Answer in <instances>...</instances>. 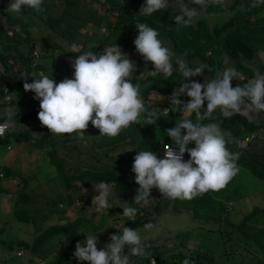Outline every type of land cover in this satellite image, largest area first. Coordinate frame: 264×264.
<instances>
[{
    "label": "trees",
    "instance_id": "obj_1",
    "mask_svg": "<svg viewBox=\"0 0 264 264\" xmlns=\"http://www.w3.org/2000/svg\"><path fill=\"white\" fill-rule=\"evenodd\" d=\"M49 1H60L64 5L65 10L61 16L56 17L52 14L47 4ZM93 1L99 3V0ZM106 1V5H111L106 11L119 10V18L114 27L108 23L109 16L105 14L100 16L93 8L86 7L84 11L87 18L82 17L77 12V7L82 4L80 3L82 0H43L42 8L45 11L40 13L24 7L20 13L8 12L6 9L10 2L0 0V51L2 50L0 52V123L9 118L8 113H3L4 108L12 109V119L15 121V129L7 131L3 137H0V148L9 149L17 144L39 150L44 159L50 162L55 174L52 177L51 173L46 174L49 178V184L56 181L63 187V191L57 193L58 202L55 204L52 203L51 196L47 198L44 195L48 200L50 209L55 211L57 216H65L69 213V208L70 211L71 208L76 210V218L73 222L59 223L47 229L40 227L38 235L30 243L17 242V250L26 247L27 255H30L28 257L29 264H41L40 261L45 264H87V262L77 260L73 255L76 243L83 244L86 240L85 236L97 234L99 241L97 248L102 250L110 243V237L113 234L122 235L120 231H122L123 226L139 229L148 223L156 225L159 223L161 215L171 205L175 210V205L172 204L173 200L164 198L155 188L151 190L148 201L139 204L133 203L139 187L135 183V174L132 172L135 155L138 151L152 150L157 153L159 158H162L164 146L173 143L166 131L174 127L175 124L167 118L170 113L162 114L166 107L157 108L160 101H154L149 106L145 100L148 112H153L155 118L158 119L155 124L147 125L144 123L147 118L146 112L141 117L140 124L131 125L114 138L99 136V130L94 128L91 122L85 130L83 139L78 138L75 133L52 134L49 130L43 131L37 127L40 107L34 110L29 109L27 101V110H18L20 108L13 95L17 96L22 92L20 87L24 80L30 79L28 75L36 77L39 71L48 75L47 68L52 67L48 64L49 62L37 66L33 64L35 60L33 52L38 49V42L32 37V26L35 27L34 29H38L39 31L36 32L42 36L47 32L52 38L58 36L56 38L57 43L54 40L51 41L52 39H49L51 37L43 36L41 38L45 50L44 53L39 50L42 59L51 51L50 58L54 60V52L58 49L57 47H60V41L67 45L63 51L67 53L68 58L70 57L69 61L64 63L66 74L70 75V77L67 76L69 79L74 76V69L70 62L76 59L79 54H83L89 43L97 41L102 44L98 48L99 50H103L108 45L110 47L117 44L137 65L131 80L134 84L138 83L141 86V94L144 99H151L152 94L156 98L165 94L168 97L169 89L164 84H177L181 87L182 83L186 82L204 83V80L207 82L215 78L217 72H223L229 67L235 68L240 75L246 77L244 80L232 81L233 87L237 84L243 85L248 79L254 78L255 72L264 73V61L259 56L260 52H264V3L259 2V0H244L242 11L236 8V4H233L228 9L230 10L228 12L229 18L221 23L216 22L212 12L211 14L210 11L201 13L192 25L184 27L183 32L184 35L193 39L191 42L193 45L201 46V49L194 51L184 46L174 30L156 25L154 20L137 15L141 7L146 4V0ZM192 5L198 7L197 4L192 3ZM73 9L76 10L73 11ZM233 10L234 12H232ZM180 14L177 12V15ZM177 15L167 8L153 13L151 16L162 17L171 24H175L174 17ZM65 16L73 17L81 23L93 24L98 32L101 30V36L82 34L81 37L78 33L80 25L71 27L65 21ZM137 23H146L156 29L164 45L171 48L176 56L183 57L190 67L194 68L200 64H206L208 68L204 70L203 75L193 77L189 81H183L184 77L179 71L174 72L172 77L149 76L146 73L141 77L140 75L145 70L153 71L154 67L151 62L149 67H145L143 57L133 46L132 40L138 36V29L135 27ZM103 26H107L106 32L101 29ZM9 32H12L13 35L10 36ZM67 37L74 38L73 42L76 43L80 41L78 44L81 47L77 53H73V49L68 47L71 45L66 42L65 38ZM130 42H132V47L127 46ZM24 43L28 45L27 50ZM207 51L211 52L208 54ZM173 63L175 64V57ZM19 68L24 69L23 72L26 75L18 76L15 72L20 71ZM55 72L56 70L53 69L54 76L56 75ZM64 79L61 78V81ZM181 81L182 83H180ZM7 94L11 96V100L8 102L4 101ZM16 112L17 117L14 115ZM193 121L195 122L194 119ZM201 123H219L222 130L230 132L231 142L228 144V148L230 151L240 153L238 161L240 169H247L250 178H254L252 180L255 183L264 186V112L249 111L247 114L235 113L229 117H224L219 111L216 115L212 113L211 117L203 119ZM32 132L40 134L35 142H32ZM246 139H251L250 143L245 148L239 149L238 142ZM70 143L74 145L69 149L65 148ZM85 145H87V149L82 147ZM173 145L175 146V144ZM194 146L192 143L188 147ZM84 150L88 151L86 158ZM117 151H120V154L115 155ZM188 159H190L189 156ZM0 172L3 173V178L5 176L7 178L14 177L10 167H4L0 169ZM20 180L23 182V187L17 193L14 216L18 222L34 224L35 219L31 208L33 209L37 202L36 196L29 193V185L32 184L33 180L39 182L38 176L30 180L24 178ZM100 182L108 183L112 189L111 198L108 199L109 209H104L103 212H97V206L92 204V199L97 194L94 185ZM90 188H92L91 191L95 192H87V189ZM200 197H203L202 200ZM230 197L231 199L228 200L233 199L232 195ZM196 198L204 201L201 204L205 208H209L214 217L220 215L221 218L227 213V199L226 202L219 200L213 191ZM125 206H132L137 209L135 218L123 216V207ZM141 213L143 216H140ZM96 215H100L98 224H95L92 219ZM240 215L242 218L239 224L224 219L227 229L231 232H223L220 227L214 230L218 231L222 237V240L218 241L221 245L218 246L219 249L210 250L208 244H203V247L200 248L197 246L190 248L188 245L190 240H178V242H174L176 245L173 248H168L166 245L150 247V251L147 252L149 255L145 257L135 256L131 262L135 263L140 258L139 264H152L153 260L156 261V264H183L187 258L192 264H264V207L255 206L251 213ZM57 235H62L66 241V245L64 244L62 247L65 248L64 254L55 258L51 254L43 255L40 253L39 248ZM9 244L4 240L0 242V245L8 246L12 250L15 243ZM63 251L61 250V252ZM29 252L30 254H28ZM169 252L172 254L167 255ZM16 256L21 257L18 256V252H16Z\"/></svg>",
    "mask_w": 264,
    "mask_h": 264
},
{
    "label": "clouds",
    "instance_id": "obj_2",
    "mask_svg": "<svg viewBox=\"0 0 264 264\" xmlns=\"http://www.w3.org/2000/svg\"><path fill=\"white\" fill-rule=\"evenodd\" d=\"M178 2L182 7L179 10L181 14L174 17L175 25L188 27L206 10L209 0H188V4L199 5V10L190 8L183 0ZM216 2L219 3V0ZM259 2L264 3V0ZM42 4L43 0H12L6 11L20 13L24 7L40 13L45 11ZM168 7L169 0H146L139 15L151 16ZM135 27L138 29V36L134 40L135 49L145 62H151L154 67L153 71H145L141 75L146 73L149 76L172 77L174 72L179 71L184 77L183 81H189L203 75L208 68L206 64L190 67L183 57L176 56L171 48L164 45L158 31L148 24L137 23ZM80 47L76 42L71 44L73 53H77L76 50ZM259 56L264 61V52H260ZM71 65L74 69L71 79L65 78L56 83L53 75L41 72L39 78L33 76L32 83L23 84L26 92L35 93L34 98L40 104L38 120L50 133H75L78 138L83 139L91 122L99 130V136L114 138L131 125L140 124L141 117L146 112L144 123L153 125L158 120L153 112H148L141 86L131 80L137 68L136 63L117 44L103 48L101 53L89 50L79 54L71 61ZM240 76L235 68L229 67L223 72H217L215 78L207 82H186L173 90L169 97L171 109L181 111L182 116L194 114L196 121L184 118L167 129V136L175 147L165 145L166 151L162 158L152 150L137 152L132 172L139 187L133 203L148 201L154 188L167 199L192 200L209 191L225 188L239 174L240 153L228 148L231 133L222 130L219 123L202 124L200 121L211 117L217 109L224 117L241 112H264V73L255 72L254 78L233 87V79L237 81ZM182 94L190 98L189 102L184 103L180 99ZM17 112L14 113L16 117ZM8 114V120L0 123V137L15 129L12 109L8 110ZM32 134V142H35L40 134ZM192 143L195 146L189 148ZM185 153L190 157L187 161L184 160ZM94 188L97 194L93 197L92 204L97 206V212L109 209L111 186L100 182ZM136 215V208L123 207V216L133 218ZM153 227L152 223L144 225L146 230ZM120 232L122 235L113 234L110 243L102 250L97 248V234L85 236L83 244L76 243L74 257L87 264H132V256L149 255L146 249L150 245L145 243L139 229L123 226ZM183 264L192 262L185 258Z\"/></svg>",
    "mask_w": 264,
    "mask_h": 264
},
{
    "label": "rangeland",
    "instance_id": "obj_3",
    "mask_svg": "<svg viewBox=\"0 0 264 264\" xmlns=\"http://www.w3.org/2000/svg\"><path fill=\"white\" fill-rule=\"evenodd\" d=\"M7 2L11 3L12 0H7ZM82 4L77 7V12L84 18H87V14L85 13L86 7L93 8L97 13L101 16L104 15L105 8L102 6L101 3H97L93 0H82L80 2ZM183 3L188 4V0H183ZM48 6L51 9V12L54 16L58 17L61 16L65 10L64 5L60 1H49ZM237 6L236 8L239 10H243L244 8V0H219V3L216 2V0H209L206 10L202 13H206V11H210L209 13L213 14V17L216 18L217 23L223 22L226 18H229L230 10H228L232 5ZM110 4L107 6V8H110ZM188 6L190 8H197L200 9V6L194 7L192 3H189ZM182 5L178 2V0H169V7L168 9L171 10L174 14L177 15V12L180 13V8ZM76 9H73V11ZM117 13H109V21L108 23L111 24L112 27L115 26V23L117 19L119 18V10H116ZM137 10L135 11V13ZM140 10L137 12V15H139ZM234 12V10L232 11ZM142 18H150L154 20V23L159 26H163L166 28H169L170 30H174L177 34V37L179 40L186 46L187 49L194 51L196 49H201L200 45H193L191 42L193 39L189 38L188 35H184V27H178L175 24H171L167 19L165 18H157L153 16H144L139 15ZM212 17V16H211ZM65 21L72 27L76 26L80 27L78 28V33H80L81 37L83 35H94V34H101V30H98L94 27L93 24L89 23H81L80 21H77L73 17L65 16ZM63 28H65L64 25H62ZM107 26L101 27V29L106 28ZM35 27H31V34L35 41L38 43V49L42 53L45 52L43 49V43L41 41V38L43 36L51 37L49 39H52L51 41H55L57 43L58 36L54 34L53 37L48 35V32L45 33L43 36L38 34L36 31H39L38 29H34ZM75 29V28H74ZM97 35V36H98ZM101 36V35H100ZM66 42L71 45V42L74 41V38L67 37L65 38ZM90 42V41H88ZM93 42H95L93 44ZM111 42V41H110ZM134 43V40H132ZM132 42H130L127 46L132 47ZM59 43V42H58ZM80 43V41H78ZM60 47H57L54 60L50 58L52 55V52L49 51L44 59H41V62L48 63L51 68H47L49 72V76L53 75V79L56 83L61 82V78H67L70 77V75L66 74V67L65 62L69 61L70 57L68 58L67 53L63 51L65 48H67L66 44H64L62 41H60ZM91 45V46H90ZM24 46L27 48V43H24ZM95 46V47H94ZM102 46L97 41H92L89 43L88 48L85 50L89 51L92 50L94 53H97L99 50L98 48ZM134 46V45H133ZM68 47H71L68 45ZM109 47V45L107 46ZM106 47V48H107ZM127 47V48H128ZM63 48V49H62ZM79 49L76 51L78 52ZM103 50H99L98 53H101ZM2 52V50L0 51ZM208 54L211 51H207ZM263 56V55H262ZM67 57V59H66ZM226 63V61H225ZM71 64V62H70ZM227 64V63H226ZM150 62H145V67H149ZM48 67V66H47ZM53 69L56 70L55 76L53 74ZM20 71L15 72L18 76L23 77L21 75H26L22 69L19 68ZM146 71V70H145ZM20 72V73H19ZM144 75H141V77ZM30 79H25L23 84L25 82L32 83L33 77L31 75H28ZM36 78H39L36 76ZM73 78V76H72ZM71 79V78H70ZM238 80H242L241 78ZM233 81H236V79H233ZM182 83V81L180 82ZM166 85L167 89H169L167 96L171 97L173 90L179 88L177 84H164ZM21 91L20 94L17 96L13 95V98L16 101V104L19 106V111H26V103L28 101L29 109H36L40 107L39 101L35 99V93L33 92H26L24 90L23 85L20 87ZM152 94L150 98L145 99L147 103H149V106L154 103V101H160L158 109H170L168 113H165L166 110H163L164 112L162 114H169L167 118L172 120V122L178 123L181 119L184 118H191L196 121V117L194 114H188L187 116H182L181 111H176L174 108L171 109V102L168 97L165 95L157 96L159 98H156ZM180 99L187 103L189 102L187 95L182 94L180 96ZM206 103L204 107L206 108ZM11 109V108H10ZM9 108H4L3 113L7 114ZM220 110L217 109L213 112L214 115H216ZM243 114H247L248 112H241ZM202 122V120L200 121ZM131 139V138H130ZM73 143H70V145L66 146L65 148L69 149ZM126 145V144H125ZM127 146V145H126ZM134 147V145H132ZM87 149V145L82 146ZM129 148V146H127ZM131 149V148H129ZM62 151V150H60ZM87 152L84 150V156L87 157ZM120 154V151H117L115 155ZM4 167H10L11 174L14 176L13 178H0V242L2 240L6 241L8 244L14 242L15 244L12 246L14 247L12 250L9 249L8 246H2L0 245V264H29V256L26 252V247L21 248L20 250H17V242H28L30 243L37 235L38 230L40 229H47L50 226L57 225L59 223L62 224H68L71 221L73 222L75 220V212L76 210L74 208L68 209V212L65 216H57L55 214L56 212L50 209V206L48 204L47 198L51 196L52 203L58 202L57 193H61L63 191V187H61L56 181H52L49 184V178L46 174L51 173V177L55 176L53 173V168L49 161L44 159V156L39 152V150L31 149L29 146H22L14 144L12 148L8 149L5 147L0 148V169H3ZM247 170V169H246ZM244 169H241L239 174L234 177L235 179H232L228 185L219 190V191H213L214 194L219 197V200H224L226 202L227 199V213L219 217L212 216V212L209 208H205L203 204L204 201H200V198L202 200L203 197L200 198H194L192 200H173L172 204L175 205V210H173V206L171 205L169 209L164 212L161 215L160 221L158 224L154 225L152 229L146 230L144 227L139 228L140 234L142 238L144 239L145 243L150 245V247H155L158 245H166L168 248H173L176 244L174 242H178V240H190L188 242V245L190 248H195L196 246L198 248L203 247V244L209 245V249H219L218 246H221L218 241L222 240V237L220 236V233L217 230L219 227L222 228L223 232H231V230L227 229V225L224 222V219L231 220V222L235 224H239L241 220L240 214H248L251 213L255 206L264 207V186L259 183H255L250 178V174ZM1 173V172H0ZM35 176H38V181L33 180L32 184L29 185V193L36 196V206L31 208L33 210V216L35 219V223H21L18 222V220L14 216V206L17 198V193L19 190L23 187V182L20 180L22 178L26 180L33 179ZM30 182V181H29ZM239 185V187H238ZM96 185H94L95 187ZM93 187V186H92ZM92 188L87 189V192L94 193L95 191H91ZM9 191V192H8ZM211 193V191H209ZM46 195L47 198L44 197ZM233 196L232 200L230 196ZM111 198V195L109 196ZM235 197V198H234ZM226 204V203H225ZM203 205V206H202ZM232 207V208H231ZM66 209V208H65ZM230 210V211H229ZM103 212V211H101ZM32 215V214H31ZM71 215V216H70ZM100 215H96L92 217L93 222L95 224H98ZM49 219V220H48ZM223 220V221H222ZM214 221V222H212ZM263 225V224H261ZM66 245V241L64 240V237L62 235H57L53 239L49 240L46 244H44L42 247L39 248V252L43 255H52L55 258L61 256L65 252V248L63 245ZM196 244V245H195ZM10 245V244H9ZM146 249V252H149V248ZM206 249V247H204ZM61 250H64L61 252ZM23 252V256L18 258L16 256V252ZM128 249H125V253L127 254ZM30 254V252L28 253ZM172 253L169 252L167 255H171ZM33 257V256H32ZM132 256L131 260L133 259ZM140 258L136 260L133 264H139L138 261ZM36 261V260H35ZM39 263L38 261H36ZM41 264H45L40 261Z\"/></svg>",
    "mask_w": 264,
    "mask_h": 264
},
{
    "label": "built area",
    "instance_id": "obj_4",
    "mask_svg": "<svg viewBox=\"0 0 264 264\" xmlns=\"http://www.w3.org/2000/svg\"><path fill=\"white\" fill-rule=\"evenodd\" d=\"M102 2V6L105 8V15L106 16H111L112 17V15H109V13H111V11H106V9H108L107 8V6L108 5H106L107 4V1L106 0H99V3H101ZM114 14L115 13H117V11L116 10H113L112 11ZM118 14V13H117ZM103 30V32H106V29L105 28H103L102 29ZM9 35L10 36H12L13 35V33L12 32H9ZM33 58H35V60H34V66H37V65H41V64H44L43 62H41V56H40V52H39V50H34V52H33ZM41 72H43V71H39L38 73H37V77H38V75L41 73ZM241 77V79L242 80H244V79H246V77H244V76H240ZM11 100V96L10 95H6L5 96V99H4V101H10ZM170 110H167L165 113H168ZM37 127L40 129V130H48L46 127H44V126H42L41 125V123H40V121L37 123ZM3 137V136H2ZM250 141H251V139H246V140H240L239 142H238V148L239 149H243V148H245L249 143H250ZM168 145H171V144H168ZM172 147H175L174 145H172ZM10 149V148H9ZM165 151H166V148H165V146H164V153H165ZM164 155V154H163ZM187 158H188V154L187 153H185V155H184V160L185 161H187ZM4 177V175H3V173H1L0 174V178H3ZM62 207V206H61ZM140 216H143V213H141L140 214ZM133 218H135V217H133ZM132 218V219H133ZM18 256H23V252L22 251H20V252H18ZM153 262H155V264H156V261H152V264H153Z\"/></svg>",
    "mask_w": 264,
    "mask_h": 264
}]
</instances>
